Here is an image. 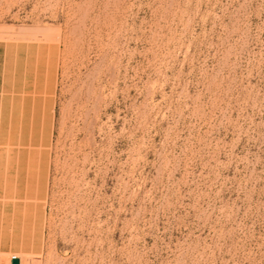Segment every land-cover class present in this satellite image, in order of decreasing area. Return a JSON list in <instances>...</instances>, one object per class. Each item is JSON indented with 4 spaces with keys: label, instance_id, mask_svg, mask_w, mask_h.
I'll use <instances>...</instances> for the list:
<instances>
[{
    "label": "rangeland",
    "instance_id": "1",
    "mask_svg": "<svg viewBox=\"0 0 264 264\" xmlns=\"http://www.w3.org/2000/svg\"><path fill=\"white\" fill-rule=\"evenodd\" d=\"M264 264V0H0V264Z\"/></svg>",
    "mask_w": 264,
    "mask_h": 264
},
{
    "label": "water",
    "instance_id": "2",
    "mask_svg": "<svg viewBox=\"0 0 264 264\" xmlns=\"http://www.w3.org/2000/svg\"><path fill=\"white\" fill-rule=\"evenodd\" d=\"M11 264H19V259L17 257H13L11 259Z\"/></svg>",
    "mask_w": 264,
    "mask_h": 264
},
{
    "label": "built area",
    "instance_id": "3",
    "mask_svg": "<svg viewBox=\"0 0 264 264\" xmlns=\"http://www.w3.org/2000/svg\"><path fill=\"white\" fill-rule=\"evenodd\" d=\"M13 257H15V256H11V259H12Z\"/></svg>",
    "mask_w": 264,
    "mask_h": 264
},
{
    "label": "bare ground",
    "instance_id": "4",
    "mask_svg": "<svg viewBox=\"0 0 264 264\" xmlns=\"http://www.w3.org/2000/svg\"><path fill=\"white\" fill-rule=\"evenodd\" d=\"M14 256V255H13ZM16 257V256H15Z\"/></svg>",
    "mask_w": 264,
    "mask_h": 264
}]
</instances>
